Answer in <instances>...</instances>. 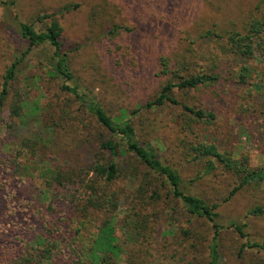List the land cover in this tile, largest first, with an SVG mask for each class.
Instances as JSON below:
<instances>
[{
	"label": "trees",
	"instance_id": "obj_1",
	"mask_svg": "<svg viewBox=\"0 0 264 264\" xmlns=\"http://www.w3.org/2000/svg\"><path fill=\"white\" fill-rule=\"evenodd\" d=\"M1 2L14 4L12 0ZM74 7L77 4L65 5L62 10L69 11ZM253 8L240 25L214 23L200 33L203 43L211 41L217 49L215 56L204 58L203 67L196 60L200 53L191 48L182 55L159 56L158 72L165 80L160 81L154 96L129 115L121 110L115 116L81 90L71 66L69 50L64 46V28L55 12L37 14L30 21L17 20L15 33L26 42V47L5 70L0 90L3 137L5 143L15 145L16 150L8 156L10 165H2L7 169L0 168L1 175L5 172V178L0 181V194L5 196V216L13 213L15 219L19 215L30 223L19 228L21 233L16 237L15 245L8 243L13 257L8 259V264H121L123 249L115 235V220L105 217L101 221L100 213L105 209L117 211L124 202L128 203L125 211H131L130 214L135 216L140 215L141 208L166 203L176 214L189 216V223L193 218L204 219L210 223L212 231L207 245L209 264H228L220 252L224 227L218 221L220 206L245 187L257 193L264 183V165L254 166L248 153L237 154L232 148L222 146L207 128L215 124L218 107L225 105V96L230 92L231 100L241 99L236 106L241 114L246 100H252L250 98L256 92L264 91L257 75H253L255 57L264 61V0H258ZM93 19L94 15H91V24H95ZM120 29L125 28L115 24L107 34L114 37L119 35ZM40 47L50 48L42 63L45 74L58 80L60 88L74 97L77 109L88 116L89 122L84 124L88 129L86 133L81 131L78 115L71 110L68 112L62 100H49L46 106L38 101L32 111L26 110V100L19 91L12 100H6L14 80L22 72L24 60ZM222 57L235 62V69L226 76L222 72ZM131 58L135 65L140 63L135 55ZM202 88L210 93L209 99L220 101L217 109L206 104V100L199 105L188 104L175 95ZM165 107H178L181 111L178 131L183 136L176 145L180 156L178 164L162 159L159 144L140 140L135 126L134 118L141 110ZM246 108H242V112ZM66 129H74V133L62 132ZM56 138H62L61 142L65 144L61 154L54 149L58 145ZM29 145L35 151L41 150L40 162L48 164L52 175L37 194L29 198L25 194L18 197L17 189L11 184L21 177L19 166ZM22 169L24 173V166ZM187 172L194 173L188 176ZM213 172L236 177L235 184L219 200L202 197L192 190ZM128 183L136 187L131 186L126 194L124 185ZM14 200H24L25 205L15 208ZM262 215L264 204L259 203L248 208L244 217ZM9 221L11 228L15 224L10 218ZM231 225L243 238L234 264H252L248 252L262 255L264 264V240L249 237L245 232L246 222L233 221ZM139 226L148 227L142 222ZM138 229L137 226L134 230ZM184 234L192 236V229H185ZM122 262L146 264L142 255L136 259L127 257Z\"/></svg>",
	"mask_w": 264,
	"mask_h": 264
},
{
	"label": "rangeland",
	"instance_id": "obj_2",
	"mask_svg": "<svg viewBox=\"0 0 264 264\" xmlns=\"http://www.w3.org/2000/svg\"><path fill=\"white\" fill-rule=\"evenodd\" d=\"M8 1V0H6ZM13 5L3 4L0 0V90L2 77L7 67L26 47L16 32L17 20L30 21L37 14L56 13L62 24L65 49L69 50L72 69L77 77L81 90L101 103L110 114L118 115L121 110L130 112L156 93L162 81L158 72L157 58L164 55H182L188 48L200 53L196 60L203 67L204 58L216 55V48L211 41L200 38V33L211 24L230 25L235 22L240 25L247 20L258 0H12ZM77 4V7L63 11L65 5ZM94 15L95 24H91ZM119 35L109 37L107 31L115 26ZM127 28L129 31H127ZM109 38H114L110 40ZM200 45V48L198 47ZM196 48V49H194ZM50 50L40 47L34 49L24 60L22 72L14 80L12 89L6 100H12L15 92H21L26 100V110H34L35 103L46 106L49 100H62L68 112L71 110L80 118V128L87 132L89 119L81 110L74 97L60 88L56 79H51L44 72L42 63ZM194 53V54H195ZM136 56L140 63L135 65L131 56ZM131 58V60H130ZM222 72L226 76L235 69V62L222 57ZM253 75L263 84L264 61L256 56L253 61ZM165 80V79H164ZM206 89L189 90L175 94L188 104H196L206 100V104L214 106L220 101L209 99ZM231 92L225 96V105L217 110L215 124L207 128L209 134H214L222 146L232 148L237 154L245 152L250 155L254 166L264 165V91L254 94L250 99L243 100L246 113H238L236 106L241 99L231 100ZM7 101V102H8ZM249 104V105H248ZM248 105V106H247ZM248 115V116H247ZM181 111L178 107H165L140 111L134 118L137 134L140 140L159 144V153L165 161L180 162L179 150L176 147L183 136L178 130ZM85 118V119H84ZM85 122V123H83ZM35 128V127H34ZM65 134L74 133V129L62 130ZM5 130L0 123V168L10 165L9 155L15 152V145L6 144L3 137ZM46 136V134H45ZM48 138V135H47ZM63 138V137H62ZM57 138V154H61L65 144ZM216 138V139H217ZM31 145L25 150L20 164L22 172L11 186L17 189V196L25 194L29 198L44 188L52 172L48 164L41 163L39 153ZM41 154V153H40ZM60 156V155H59ZM59 158V157H58ZM24 166V173H23ZM1 171V169H0ZM194 172H187L192 176ZM224 174V173H223ZM4 175L0 174V181ZM236 182L232 175H222L213 172L202 183L192 187V190L202 197L219 200ZM131 186L124 185L125 193ZM245 187L229 201L220 206L218 221L222 229V245L220 252L228 264H234L238 258L237 250L243 238L234 230L231 223L246 222L245 232L256 241L264 240V215L244 217L248 208L255 204H264V183L258 191ZM28 200V199H27ZM5 196L0 194V264H8L12 260L10 242L16 240L21 233L19 228L27 227L30 220L13 213L4 215L7 210ZM22 202V203H21ZM15 208L24 200L15 201ZM128 206L124 202L117 211L105 209L100 213L101 221L105 217L115 220V235L123 249L121 264L127 257L136 259L144 257L146 264H209L208 240L211 236V225L204 219H192L189 216L176 214L169 204L160 203L140 209V215L125 211ZM131 217V219L129 218ZM13 220L10 228L11 221ZM8 222V223H7ZM139 222L147 225L140 228ZM139 227L138 231L134 229ZM191 228L192 236L184 234ZM133 238V240L130 239ZM11 249L13 250L12 246ZM232 251L233 253H231ZM252 264H262V255L248 252Z\"/></svg>",
	"mask_w": 264,
	"mask_h": 264
}]
</instances>
